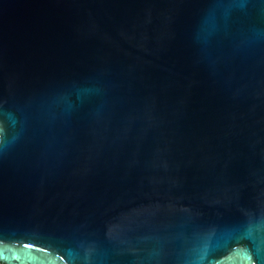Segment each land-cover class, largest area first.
Returning a JSON list of instances; mask_svg holds the SVG:
<instances>
[{"label": "water", "instance_id": "95a60500", "mask_svg": "<svg viewBox=\"0 0 264 264\" xmlns=\"http://www.w3.org/2000/svg\"><path fill=\"white\" fill-rule=\"evenodd\" d=\"M0 264H264V0H0Z\"/></svg>", "mask_w": 264, "mask_h": 264}]
</instances>
